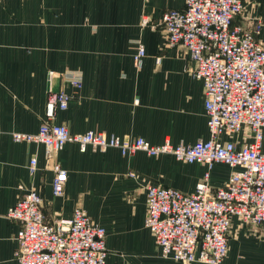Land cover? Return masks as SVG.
<instances>
[{
	"label": "crops",
	"instance_id": "crops-1",
	"mask_svg": "<svg viewBox=\"0 0 264 264\" xmlns=\"http://www.w3.org/2000/svg\"><path fill=\"white\" fill-rule=\"evenodd\" d=\"M241 3L243 14L233 25L264 19V0ZM183 9L184 0H0V264H16L20 225L6 213L29 190L42 197L48 220L53 213L69 218L75 208H83L105 230L106 264H183L160 257L144 226L145 187L191 194L205 165L142 151L127 156L116 149L81 153L74 143L47 160L42 145L12 140V133L38 132L48 89L75 93L63 81L68 71L80 76L82 87L57 113L56 122L71 134L103 132L173 146L207 140L203 84L191 76L193 63L185 49L166 47L159 26L166 11ZM139 47L145 56L136 63ZM49 72L54 73L50 85ZM248 134L244 129L222 138L243 143ZM262 135L264 151V129ZM33 157L37 166L31 175ZM54 162L67 173L61 197L52 195ZM230 172L214 163L210 186L222 187ZM227 243L222 264H264V240L238 218L231 219Z\"/></svg>",
	"mask_w": 264,
	"mask_h": 264
},
{
	"label": "built area",
	"instance_id": "built-area-1",
	"mask_svg": "<svg viewBox=\"0 0 264 264\" xmlns=\"http://www.w3.org/2000/svg\"><path fill=\"white\" fill-rule=\"evenodd\" d=\"M242 14L241 0H184L183 10L166 11L159 24L166 34V47L184 48L193 63L191 76L203 84L207 140L173 146L169 142L150 144L141 137L121 140L103 132L71 134L56 122L57 113L67 109L82 87L80 76L71 71L62 77L75 93L48 89L38 132L12 133V140L42 145L47 160H53L66 143H74L81 153L116 149L127 156L142 151L148 156L170 155L177 161L205 165L207 171L191 194L147 185L144 226L163 259L221 264L228 253L232 217L251 226L264 240V19H250L247 26L233 25ZM144 56L139 47L134 61L138 63ZM53 75H47L49 85ZM244 129L248 141L222 138ZM214 163L231 169L227 182L215 189L209 184ZM36 166L33 157L28 165L31 175ZM52 171V195L61 197L67 173L57 162ZM42 206V197L29 190L7 210L6 217L20 225L15 236L16 264H106L105 230L83 208H75L69 218L53 213L48 220Z\"/></svg>",
	"mask_w": 264,
	"mask_h": 264
},
{
	"label": "rangeland",
	"instance_id": "rangeland-1",
	"mask_svg": "<svg viewBox=\"0 0 264 264\" xmlns=\"http://www.w3.org/2000/svg\"><path fill=\"white\" fill-rule=\"evenodd\" d=\"M249 227V230L251 231V233H254V230L251 228V226H248ZM255 235H257L258 237H259V235H258V233H254ZM262 239V238H261ZM222 264V263H221Z\"/></svg>",
	"mask_w": 264,
	"mask_h": 264
}]
</instances>
